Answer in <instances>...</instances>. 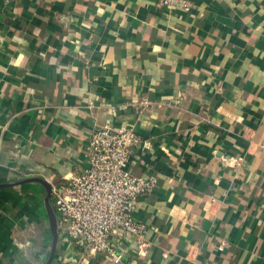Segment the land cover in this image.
Segmentation results:
<instances>
[{"label": "crops", "instance_id": "crops-1", "mask_svg": "<svg viewBox=\"0 0 264 264\" xmlns=\"http://www.w3.org/2000/svg\"><path fill=\"white\" fill-rule=\"evenodd\" d=\"M189 1L0 0V185L70 178L92 130L132 124L127 169L157 184L129 257L264 264V0ZM38 187H0V264L49 256ZM49 264L110 263L57 238Z\"/></svg>", "mask_w": 264, "mask_h": 264}, {"label": "built area", "instance_id": "built-area-1", "mask_svg": "<svg viewBox=\"0 0 264 264\" xmlns=\"http://www.w3.org/2000/svg\"><path fill=\"white\" fill-rule=\"evenodd\" d=\"M157 8L189 12V0H155ZM151 107L147 99L135 106L138 115ZM143 144L132 124L108 123L92 130L84 148L86 167L50 184L58 238L81 244L110 264H137L129 257L133 245L145 248L147 226L134 219L139 200L157 184L153 174L136 176L127 169ZM133 243V245H132Z\"/></svg>", "mask_w": 264, "mask_h": 264}, {"label": "water", "instance_id": "water-1", "mask_svg": "<svg viewBox=\"0 0 264 264\" xmlns=\"http://www.w3.org/2000/svg\"><path fill=\"white\" fill-rule=\"evenodd\" d=\"M25 183L39 184L40 186H42V188L45 191V198H44L43 204H44L45 212H46V215L48 218L49 229H50L51 238H52L51 250H50L49 256L45 262V264H49L53 258L54 250H55V246H56V242H57V238H58L56 216H55L54 210L52 209L51 204H50V187L51 186H50L49 182H47L46 180L41 179L39 177H31V178H26V179L19 180V181L13 182V183L0 185V187H2V186L3 187L4 186H15V185L25 184Z\"/></svg>", "mask_w": 264, "mask_h": 264}, {"label": "rangeland", "instance_id": "rangeland-1", "mask_svg": "<svg viewBox=\"0 0 264 264\" xmlns=\"http://www.w3.org/2000/svg\"><path fill=\"white\" fill-rule=\"evenodd\" d=\"M42 187V186H41ZM23 192H25V191H23ZM37 197H38V199L39 200H37L38 201V205H42V198L45 196V191H44V189L43 188H40V187H38V193H37Z\"/></svg>", "mask_w": 264, "mask_h": 264}, {"label": "trees", "instance_id": "trees-1", "mask_svg": "<svg viewBox=\"0 0 264 264\" xmlns=\"http://www.w3.org/2000/svg\"><path fill=\"white\" fill-rule=\"evenodd\" d=\"M50 204H51L52 209L54 210L51 199H50Z\"/></svg>", "mask_w": 264, "mask_h": 264}]
</instances>
